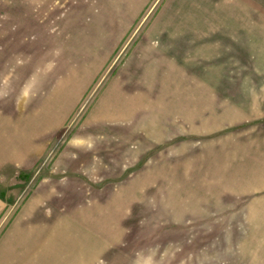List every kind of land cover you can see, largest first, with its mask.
<instances>
[{
  "label": "rangeland",
  "instance_id": "obj_1",
  "mask_svg": "<svg viewBox=\"0 0 264 264\" xmlns=\"http://www.w3.org/2000/svg\"><path fill=\"white\" fill-rule=\"evenodd\" d=\"M0 264H264V0H0Z\"/></svg>",
  "mask_w": 264,
  "mask_h": 264
}]
</instances>
